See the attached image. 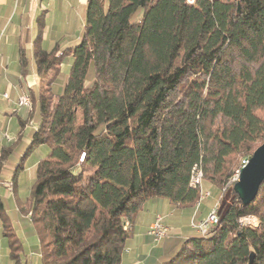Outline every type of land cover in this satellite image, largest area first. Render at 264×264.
<instances>
[{"label": "trees", "instance_id": "1", "mask_svg": "<svg viewBox=\"0 0 264 264\" xmlns=\"http://www.w3.org/2000/svg\"><path fill=\"white\" fill-rule=\"evenodd\" d=\"M58 50L34 38L40 83L16 138L0 146V185L17 154L15 191L24 159L48 148L18 203L41 264H123L146 201L193 212L202 183L216 205L230 190L217 223L165 239L145 264H247L251 255L264 264V180L248 204L231 181L264 142V0H86L80 43ZM0 219L11 264H20L1 198Z\"/></svg>", "mask_w": 264, "mask_h": 264}, {"label": "crops", "instance_id": "2", "mask_svg": "<svg viewBox=\"0 0 264 264\" xmlns=\"http://www.w3.org/2000/svg\"><path fill=\"white\" fill-rule=\"evenodd\" d=\"M85 6L86 0H0V94L3 98L0 102L3 101L9 108H16L19 94L38 88L40 78L32 58L33 41L38 31H41L43 48L49 50L56 45L67 46L70 44L67 33H75L76 38H80ZM21 58L27 61L25 66H22ZM62 67L64 64L60 72ZM24 109L20 108L21 113ZM157 213L165 217V224L173 233L186 235L191 232L187 224L191 212L173 208L164 198L146 201L136 217L135 230L144 228L146 232ZM205 214L206 211H200L199 217ZM133 237L127 240L132 245L127 264H145L153 246L139 248ZM145 238L151 242L148 235Z\"/></svg>", "mask_w": 264, "mask_h": 264}, {"label": "rangeland", "instance_id": "3", "mask_svg": "<svg viewBox=\"0 0 264 264\" xmlns=\"http://www.w3.org/2000/svg\"><path fill=\"white\" fill-rule=\"evenodd\" d=\"M76 21L78 22V19ZM72 29L73 30L75 29V24ZM37 35L40 36V40H42V35L40 30L38 31ZM66 37L68 42H70V44H67V46L69 45L75 46L80 43V38L77 39L75 33L72 32L67 33ZM56 46H58L59 49L63 47L60 45H56ZM68 66H69V60L64 62V67H62L63 69L60 72L61 78H64L66 76ZM33 90L36 91L37 88H33ZM0 99L3 100L2 94H0ZM14 109L17 111L12 112ZM10 111L12 112V114H10ZM0 114H1L0 115V146H1L3 143L4 144L11 143L14 141L18 132L21 129L19 124V118H23V115L20 111V108L17 107L9 108L3 101L0 102ZM31 129H32L31 124H27L22 128L21 131L24 141L29 136ZM2 132H6V135H8V137H6L5 140L1 136ZM47 152H48V148L46 146H40L37 147L32 153H30L24 159L22 163V169L19 170L16 176V180H15L16 191L14 189V184L12 182L11 176L14 171L15 164L18 160L17 154H11L8 156L7 162L2 172L4 182L0 185V198L3 202L4 212L8 215L10 219L13 231L16 233V235L18 236L21 242L22 252L20 255V264H41L40 262L41 254H40L38 236L36 235L32 224L27 219H25L24 215L19 210L20 206L18 205V203H24V201L29 197L30 189L35 179L36 163L40 158L44 157L47 154ZM244 159L245 158L241 160L240 165L236 169H238L242 165V161ZM236 169L233 173L232 178H235L234 174L236 173ZM5 182L7 183V187L4 186ZM202 187L206 193L208 192V195L203 198L199 197L198 200L199 203L197 202L198 204H196V207L194 208L193 212H191V215L189 216L190 218L187 222L189 226V230L195 233L197 232L191 227L192 222L195 223L205 220L213 208H216V212H217V210L221 209L227 202H229L231 198V193L229 190L223 194L220 202H218L216 205L215 203L217 199L215 198V194L214 192H212V189L205 183H202ZM200 211H206V214L203 217H199ZM157 214H161V213H157ZM245 220L251 221L252 225L257 224V219L254 217L244 219V221ZM164 223H165V217H164ZM245 224L246 223L244 222V224L242 225ZM199 234L202 233L200 232ZM145 235H147V231L145 232L144 228L142 229L138 228L137 230H135L134 235H132L134 236L133 238H135L134 241L141 246V247L139 246V248H143V247L148 248L152 246H153L152 248H156L157 246H160L165 239L171 236L179 235V233H173V231L169 227V231L167 235L158 242L152 241V239L149 236L148 237L150 238L151 242L148 241L145 238ZM130 247H132L131 241H126L125 249L123 251V256H122L123 264H127L129 262L128 256H130L132 252L130 251ZM0 264H11V261L9 259L7 240L3 236L1 219H0Z\"/></svg>", "mask_w": 264, "mask_h": 264}, {"label": "water", "instance_id": "4", "mask_svg": "<svg viewBox=\"0 0 264 264\" xmlns=\"http://www.w3.org/2000/svg\"><path fill=\"white\" fill-rule=\"evenodd\" d=\"M239 11V7L237 9ZM264 180V142L252 153L246 165L240 168L238 178L233 182V190L243 204L250 203L256 196L261 182ZM252 263V255L249 262Z\"/></svg>", "mask_w": 264, "mask_h": 264}, {"label": "built area", "instance_id": "5", "mask_svg": "<svg viewBox=\"0 0 264 264\" xmlns=\"http://www.w3.org/2000/svg\"><path fill=\"white\" fill-rule=\"evenodd\" d=\"M187 1L189 3L193 2L192 0H187ZM3 96L7 98V94H4ZM16 105L18 108H29L31 106V101L30 103H23V94H19L16 100ZM6 137H8V135H6V132H2V138L5 140ZM246 164H243L242 167ZM239 171L240 169H236L235 178L231 179L232 183L237 180ZM200 183H201V172L197 171L192 177V184L200 185ZM4 186L7 187L6 182L4 183ZM204 194H205V190L201 189L200 197H203ZM247 218L248 217H242L238 221L240 224H242V219H247ZM215 220H218V217H217L216 208H213L205 220L195 223L192 222L191 227L197 233H200V231H207L208 227L210 225H213ZM168 231H169V227L164 223V216L162 214H156L154 220L151 222V224L147 229V235L152 239V241L158 242L167 235Z\"/></svg>", "mask_w": 264, "mask_h": 264}, {"label": "bare ground", "instance_id": "6", "mask_svg": "<svg viewBox=\"0 0 264 264\" xmlns=\"http://www.w3.org/2000/svg\"><path fill=\"white\" fill-rule=\"evenodd\" d=\"M23 103H30V98H29V95H28L27 93H23ZM247 161H248V159L245 158V159L242 161V165H243V164H246ZM242 165H241L238 169L242 168ZM235 174H236V173H235ZM235 174H234V175H235ZM207 195H208V192H207V193L205 192V194L203 195V197H205V196H207ZM203 197H201V198H203ZM201 200H202V199H201ZM201 200H200V201H201ZM198 203H199V202H198ZM198 203H197V204H198ZM216 222H217V220L214 221V223H216ZM244 222H245L246 224L252 225L251 221H247V220L244 221V219H242V224H244ZM214 223H213V224H214ZM200 232L203 234V233H205L206 231H200Z\"/></svg>", "mask_w": 264, "mask_h": 264}]
</instances>
